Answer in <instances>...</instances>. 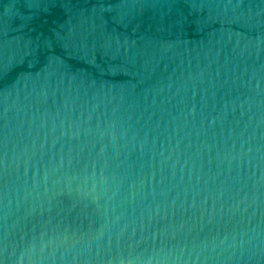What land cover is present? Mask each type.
<instances>
[{
  "label": "water",
  "instance_id": "water-1",
  "mask_svg": "<svg viewBox=\"0 0 264 264\" xmlns=\"http://www.w3.org/2000/svg\"><path fill=\"white\" fill-rule=\"evenodd\" d=\"M0 264H264V0H0Z\"/></svg>",
  "mask_w": 264,
  "mask_h": 264
}]
</instances>
